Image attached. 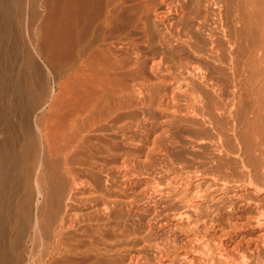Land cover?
<instances>
[{"label":"rangeland","instance_id":"rangeland-1","mask_svg":"<svg viewBox=\"0 0 264 264\" xmlns=\"http://www.w3.org/2000/svg\"><path fill=\"white\" fill-rule=\"evenodd\" d=\"M138 1L140 4L142 1H148L147 3L143 2L145 5L149 4L145 7L148 9L145 11L148 17L145 14L144 19L142 15L144 16L145 9L141 10V15L138 14L139 6L143 7L144 5L141 6L143 3L140 5L137 3ZM133 2L136 3V6L139 4L134 11L136 14L133 13L131 19L121 26L120 31L123 34L120 33L119 37L122 54L125 53L131 59L134 58L135 69L137 68L135 72L139 70V74H134L137 77L122 74L124 78L121 81L129 83L138 80L145 85H142L145 90L140 88L143 89L141 91L134 88L135 93L133 95L136 99L132 105L128 106L129 109L124 107L125 110L123 109V111L126 112L122 113L124 115H121L122 119L121 117L118 119H121V123L112 119L110 120L111 124L108 120L107 123L110 125L105 123L106 125L100 129L101 131L98 130L99 134H95L99 138L101 135V139L109 140V142L114 140L115 146L119 148H110L109 150L115 149L114 154L111 151L105 153V155L108 154L106 156L95 152L94 166L91 165L90 168L85 167V163L82 162L81 152L77 153L78 156L75 155L77 157L74 156L73 159L75 164L71 163L70 174L74 171L73 178L76 179L78 176L83 183L79 182L78 177V180L76 179L78 182L74 179L73 182L70 181V176L63 171L61 165L53 164L51 161L45 163L41 169L44 170L45 168L46 174H50L51 168L57 166L54 169L58 170L61 175H66L63 178L69 181L65 180L64 183H67L65 187L71 184L73 196L71 193L70 197L73 198L67 199L69 212L64 213L65 207H62L64 206V197H60L61 201L59 199L58 204L57 202L54 203L55 200H53L54 202L49 199L45 200L42 192L40 195L36 194V187L33 183L34 186H31L35 190L33 188L31 190L30 200L33 203L30 202L32 208L30 217H33V214L34 216L43 215L46 219L45 223L47 221V226L45 227L44 224V227L41 225L32 228L29 226L30 224H26L25 228L23 227L24 231L20 232L21 237L17 242L11 241L16 236L17 231L13 220L19 218L20 215L23 216L19 207L17 208V203L24 192L18 185L12 184L10 186L7 200L11 215L9 214L6 223L7 221L11 223L9 225L5 223L6 227L4 224L3 227L6 229L3 228L0 236L1 244L4 245L5 243L6 247V261H9L10 264H50L51 260L58 262L57 254L47 257L45 262L39 263L38 258H41L40 254L43 251L41 248L50 242L49 238L52 237L53 229L56 223L60 221L61 215H65L62 226L64 228L61 227L62 231L60 230L61 243H64L62 247L65 248L67 253L65 250L64 253L68 255L67 257L74 259L72 264L126 263L124 260L130 254L129 251L132 252L133 247L136 248L141 243L140 238L144 236L142 231L145 228L143 226L147 224L151 227V239L153 237L156 240L173 238L177 243H183L185 240L184 230H180L179 226L176 227L166 221L167 214H170L179 205L178 200L172 195L170 187L178 181V185L181 184L180 186H182L188 183L189 188L195 191L205 185L206 176H209L213 171H224V169L229 170L237 167L238 162L231 155L235 144L237 141L244 143L246 137L252 134L253 128H256L259 123L264 125V0H137V2L133 0ZM126 4L127 1H124L121 6ZM122 8L124 18L126 17V6L124 9ZM137 14L140 20L142 18L141 21L139 20L140 22H138L139 18L136 19ZM156 14L157 17L160 15V19L155 16ZM94 24L96 28L99 21H95ZM129 25L130 27H128ZM145 30L152 32V36L148 33L150 37L145 38L147 36ZM157 32L162 33L161 36ZM134 34H136L135 37ZM143 34L146 35L143 37ZM163 34L165 35L164 39ZM132 39L134 40L132 42H136L138 49L133 47L135 44L131 42ZM210 39L211 41H209ZM168 42H170L169 45H167ZM233 42L234 45L231 46ZM189 43L194 44V46L190 47L189 45L192 44ZM131 46L134 51L137 49L138 52H133ZM195 48L198 49V53L194 51ZM129 50L132 51L131 54L133 55H128ZM160 50L163 52H159ZM157 52L161 53L160 56ZM164 53H168V57L171 55L167 58ZM146 57L148 58L147 61L149 60L148 64ZM160 57L162 60L168 59V61H159L158 58ZM156 59H158L157 62L154 61ZM150 62H156V66L153 63V70ZM140 63H144V66ZM139 64L143 67H137ZM197 65L201 69L197 70ZM140 69H142L141 72ZM146 86L149 90L145 88ZM102 129L106 130L103 131ZM226 152L230 154L227 155ZM58 162L60 163V161ZM81 162L82 164H80ZM96 162L97 164H95ZM76 163L78 164L76 165ZM19 164L20 169H22L23 163L20 162ZM170 176L176 178V182L170 179ZM137 179L145 184L143 191H140L141 183H134ZM156 180L164 184L161 193L160 190L152 188L155 186ZM73 184L74 186H72ZM177 184L175 186H178ZM46 186L41 188L45 189L48 187ZM115 186L119 188L118 192H114L112 187ZM145 187L147 188L145 189ZM148 188L152 189L149 190ZM17 189L20 190L15 192L14 190ZM193 193L195 192H192L191 205L201 213L203 211L205 213L206 210L210 211V209L215 210L218 204L226 199L225 195L217 197L218 192L214 189H207V196L205 195V197L195 198ZM101 195H107L109 199L117 198L120 200L119 204L104 209L99 197ZM130 196H134L133 201L131 203L126 202ZM55 205L58 207L56 208ZM109 206L111 205L109 204ZM18 209L21 213H18ZM48 215L50 216L48 217ZM30 221L32 222V218ZM119 224L125 225L127 230L130 228L131 231L129 230V232L135 233L131 235L136 238L127 240L128 242L115 241L113 243L115 238L112 237L115 236H112L114 234L110 227ZM139 225L141 227L138 228ZM207 229L210 230L207 231L208 233L205 232L206 236L209 235L208 237L211 239L209 241L213 240L212 242L219 245V242L224 240L217 231H211L210 226L206 225L202 231ZM138 233L141 235H137ZM3 238L7 240L4 241ZM218 238H221V241ZM91 243L94 245L93 247L96 246L95 251L89 249ZM144 247L142 251L146 254V258L150 257L147 260L151 262L154 260L151 250L147 245ZM196 250H201V247H197ZM87 255L91 257H87ZM152 257L153 259H151ZM65 263L67 264V262Z\"/></svg>","mask_w":264,"mask_h":264},{"label":"bare ground","instance_id":"bare-ground-1","mask_svg":"<svg viewBox=\"0 0 264 264\" xmlns=\"http://www.w3.org/2000/svg\"><path fill=\"white\" fill-rule=\"evenodd\" d=\"M124 1H127V4L122 5V8L121 3L124 4ZM145 2L147 3L148 1ZM144 3L142 5L139 3L144 6H139L140 11H138L139 13L137 12L140 14L141 10L145 9L144 16L142 15L143 19L147 15L145 11L148 10L145 7L149 5L146 4V6ZM137 6L133 0H0V236L3 228L11 223H8V221L6 223V220L11 215L10 207L8 206L9 201L7 200L9 195L7 193L12 184L20 186L24 192L17 203V208L19 207L23 216L21 217L20 215L21 218L13 220L17 231L16 236L11 241L17 242L21 237L19 234L26 224H30L29 226L32 228L41 225L44 227V224L45 227L47 226V221L45 223L46 219L43 215L34 216L33 214V217H30L32 212L30 204L31 190L32 188L35 190L32 186L35 185L36 194L40 195L42 192L45 200H55V202L53 201L55 204L57 201L59 202L61 196L64 197L65 201L62 207H65L64 213L69 212L67 210L69 207L67 199L71 193L73 196L71 184L65 187L67 183L64 182L67 179L64 180L63 177H66V175H61L58 170L56 171L54 168L57 166L52 167L53 170L51 168L50 174H46L44 172L45 168L44 170L41 169L45 163L47 164V162L51 161L53 164L61 165L63 171L70 176V181L73 182L75 173L72 171L73 176L70 174L72 170L71 163L77 153L81 152V160H83L82 162L85 163L87 168L94 164L95 152L105 155V153L112 151L114 154L115 149H109L117 147L115 146V141L109 142V140L101 139V135L100 138L97 135L99 134L98 130L103 128L108 120L110 123L112 119L117 122L121 115L124 116L122 114L126 112L123 111L124 107L129 109L128 106L132 105L134 99H136L133 95L135 93L133 91L134 88L141 91L144 89L142 87L144 84L138 80L129 83L121 81L127 74L131 77H137L134 74H139V70L135 72L137 68L135 69L134 58L131 59L126 56L127 54H122L119 37L120 33L123 34L120 31L121 26L131 19L134 11H136L135 9L138 8ZM121 8H125L126 11V17L124 18ZM138 14L136 19L139 18L138 22H140L142 18L140 20ZM155 16L157 17V14ZM196 17L193 18L196 19ZM136 19H134L135 22L137 21ZM97 20L99 25L95 28L94 23ZM130 24L133 26L132 23ZM145 31L147 32V30ZM148 33L150 32L146 33L147 36L145 38L149 36ZM146 34H143V37ZM158 34L161 36L162 33L159 32ZM163 36L164 39L165 35L163 34ZM151 39L153 40V38ZM147 40H150V38H147ZM132 41L134 40L132 39ZM154 42L156 43V41ZM234 42L231 46L234 45ZM132 43L135 44V46L132 44L133 47L137 46L136 42ZM169 44L170 42L167 45ZM189 46H194V44ZM130 48L132 49V46ZM196 49L194 51L197 52L198 49ZM132 50L136 52L134 49ZM213 50L215 51V49ZM159 52L163 51L160 50ZM151 53L153 55L152 51ZM157 54L159 53L157 52ZM165 55L169 58L171 54L169 57L168 53ZM145 59L147 61L148 58L146 57ZM158 59L159 61L162 60L161 57ZM158 59L154 61L157 62ZM156 62H153L155 66ZM153 63H151L152 70ZM139 65L137 67L141 68L144 66ZM198 69L201 68L197 65ZM153 72L155 74V71ZM122 74L125 75L122 77ZM151 74L153 75L152 72ZM146 78L147 76L144 78L145 82ZM145 88L149 90L147 86ZM121 119L118 122L120 121L121 123ZM253 129V131L251 130L252 134L246 137L245 142L237 141L231 151V155L238 162L237 167L229 170L224 169V171H213L209 176H206L207 179L204 180L205 185L203 184V187L194 191L189 188L188 183H182L183 185L180 186V182V185H178V181H175L176 178L174 179L170 176V179L176 182L175 185H178H173L170 188L179 205L170 214H167L166 221L176 227L179 226L180 230H184L185 240H183V243H177L173 238L170 240H156L153 237L151 239L150 225L143 226L142 224L145 228L142 231L144 236L140 238L141 245L139 244L136 248L133 247L134 250L132 252L129 251L130 254H127L128 257L124 260V262L126 261L124 264H264V125L259 123ZM96 133L97 135H95ZM226 153L227 155L230 154L229 152ZM20 162L23 163L22 169H20ZM73 163L75 164V162ZM90 170L92 172V169ZM78 178L80 182V177ZM76 179L74 180L77 181L78 179ZM156 181L154 182L155 186L152 184L154 186L152 188L160 190L161 193L164 184L159 180ZM33 183L34 185H32ZM134 183H141L140 191L144 190L145 184L143 182L137 179ZM18 186L17 188H19ZM43 186L47 188L42 189L41 187ZM112 188L114 192L119 191L117 186ZM207 189L216 190L218 192L217 197L225 195L226 199L221 201L215 210L210 209V211L206 210L205 213L204 211L201 213L196 211L195 207L191 205L192 192H195L193 193L195 198L205 197ZM19 190L14 191L18 192ZM99 197L104 209L112 208L113 205L117 206L120 201L114 197L109 199L107 195ZM70 198L72 199L73 197ZM133 199L134 196H130L126 202L131 203ZM19 209L18 213H21ZM64 216L61 215V218L59 217L60 221L56 223L52 232L53 235L51 234L52 237L49 238L50 242L41 248L43 251L40 254L41 258H38L39 263L45 262L47 257L57 254L58 262L51 260L50 264H66L65 262L72 264L74 259L67 257L68 255L65 254L67 252L62 247L64 243H61L60 230L64 228L62 227ZM31 218L32 222L30 221ZM119 225L110 227L114 234L112 236H115L112 237L113 239L115 238L114 241L111 239L113 243L136 238L131 235L135 233L129 232L130 228L127 230L128 228H125V225ZM206 225L210 226L211 231H217L224 238L222 242H219V245L212 242L213 240L209 241L211 239L205 233L208 229L204 232L202 231ZM134 231L136 232L137 230ZM210 236L212 237V235ZM219 239L221 241V238ZM6 240L4 239V241ZM35 241L37 242V240ZM112 241L110 242L112 243ZM215 244L218 245V248H216ZM144 245L150 248L154 257L151 262L147 260L150 257L146 258V254L142 251ZM93 246L91 243L89 249L95 251L96 246ZM196 246L201 247V250H196ZM5 251L4 243V245H0V264L9 262L6 261ZM87 257L91 256L87 255ZM48 261L50 262V260Z\"/></svg>","mask_w":264,"mask_h":264}]
</instances>
